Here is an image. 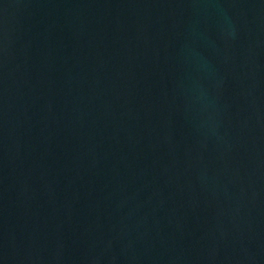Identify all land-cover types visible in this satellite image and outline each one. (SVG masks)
I'll use <instances>...</instances> for the list:
<instances>
[{"label": "water", "instance_id": "obj_1", "mask_svg": "<svg viewBox=\"0 0 264 264\" xmlns=\"http://www.w3.org/2000/svg\"><path fill=\"white\" fill-rule=\"evenodd\" d=\"M0 264H264V0H0Z\"/></svg>", "mask_w": 264, "mask_h": 264}]
</instances>
